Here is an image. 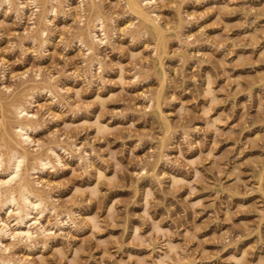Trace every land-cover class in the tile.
Returning a JSON list of instances; mask_svg holds the SVG:
<instances>
[{
	"label": "rangeland",
	"instance_id": "374dc122",
	"mask_svg": "<svg viewBox=\"0 0 264 264\" xmlns=\"http://www.w3.org/2000/svg\"><path fill=\"white\" fill-rule=\"evenodd\" d=\"M28 1L0 0V106L35 114L54 209L0 260L264 264V0H141L162 39L128 0Z\"/></svg>",
	"mask_w": 264,
	"mask_h": 264
},
{
	"label": "bare ground",
	"instance_id": "6f19581e",
	"mask_svg": "<svg viewBox=\"0 0 264 264\" xmlns=\"http://www.w3.org/2000/svg\"><path fill=\"white\" fill-rule=\"evenodd\" d=\"M24 1L26 2L28 0H24ZM29 1H31L30 3L35 4L34 6H36L37 8L42 5V4L41 5L38 4L39 3L38 0H29ZM48 1H51V0H48ZM151 1L152 0H143V2H145V4H147L149 2L151 3ZM4 2L5 3H8V2L12 3V0H4ZM143 2L141 0H128L129 5H127V6H130L131 9L134 12H136L143 19V21L145 23L149 24L150 30L153 33H155L158 37H160V39H162L163 38V28L157 22L156 17H154L152 15L153 13L151 14V13H149L151 11H146ZM92 3L94 5V0L92 1ZM17 4H19V3H17ZM3 5H6V4H3ZM26 5L22 4L20 6H22L23 10H24V8H25L24 6H26ZM51 8H52L51 10H49V8H47V9L50 12H52L53 14L54 13L56 14L57 8L56 7L54 8L53 4H52ZM39 9H40V7L37 10H39ZM38 13H40V12H38ZM46 13H48V12H46ZM48 15H50V13ZM45 17L47 18L48 16H45ZM43 29L41 28L42 33L44 31ZM98 30L102 31V33H103L102 38L107 39L106 24H105V22L101 16H97L89 26V31H90L91 38H92L93 42H96V41L98 42V38H97V31ZM44 33H46V32H44ZM44 33H43V35H44ZM145 33L148 34L147 31ZM84 36L85 35H83L82 37L79 38L80 43L82 41L86 40V39H84L85 38ZM105 41H107V40H105ZM86 42H89V41H86ZM102 42H104V40ZM88 50H89V52L92 53L93 49L91 50V47H90V49H88ZM30 90H31V88H30ZM26 96L27 95L25 94V97ZM31 96L32 95H29V98ZM26 105H28V104H26ZM26 105L23 102L11 103V104L9 103L7 106L1 105L2 106L1 109H3V111H2V114L0 116V175L2 176L0 179V246L3 244L2 243L3 238L5 239L6 237L7 238L11 237V239H17L19 236L21 239L29 237V240H30L31 239L30 236L33 235L34 233H36V232L33 233V230L38 231V230H36L35 225L34 224L32 225V222L33 221L37 222V221L41 220L38 217L41 215L42 207L46 206V208L48 209L51 206L50 205L47 207V205L49 203L46 201V198L44 197V195H42L36 191V189L32 183L34 180L33 181L29 180L28 169L26 171L24 170L25 169L24 166L26 165L28 158L32 157V156H29V152L26 149V145H29L30 143H31V145H33V143H34V142H32L33 140L31 138L32 136L30 133H32V131H33L32 125L34 124V122L31 121V118L33 117V115L35 116V114L30 113L31 111L27 109ZM30 114L31 115L33 114L32 117ZM33 118H35V117H33ZM11 119H14V120L16 119L15 120L16 122L14 123L15 125H13V123L11 124V121H10ZM30 122H33L32 125ZM34 127H35V125H34ZM56 146H58V145H55V147ZM58 148H57V150H58ZM61 148H59V149H61ZM54 149L55 148L50 147L49 151L52 152V154L55 156L58 153L55 152ZM59 158H60V156H59ZM30 159H31L30 161H33V163L30 165L31 171L36 170V172H37V170H38L37 165H40L45 170L48 168V166H47L48 164H49V166L53 164L52 163L53 161L51 162L52 163L51 164L50 158L47 156L45 157V156L39 155V156H34L33 158H30ZM57 162H58V160H57ZM42 171L43 170H41V172ZM34 172L30 173L31 174L30 177H32V173L34 174ZM42 192H44V191H42ZM51 209H54V208H51ZM44 210H46V209L43 208L41 218L43 217V213L46 212V211L44 212ZM4 212H5V215H7L6 217L4 216ZM37 224L39 225V223H37ZM33 226H34V229H32ZM40 227H43V225ZM39 228L37 226V229H39ZM39 230H41V228ZM43 232H44V230H43ZM36 235H37V233H36ZM16 236H18V237L14 238ZM26 239H28V238H26ZM7 247L8 246L5 245V249ZM0 248L4 249L3 246H1ZM0 262H2L3 264H10V262H6L5 260H2V259L0 260ZM11 262H13V261H11Z\"/></svg>",
	"mask_w": 264,
	"mask_h": 264
}]
</instances>
